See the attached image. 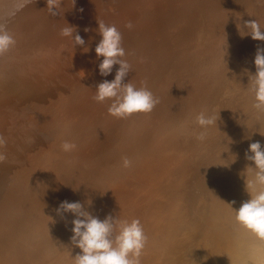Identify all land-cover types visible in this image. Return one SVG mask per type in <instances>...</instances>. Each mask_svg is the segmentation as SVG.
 <instances>
[{"label": "rangeland", "instance_id": "rangeland-1", "mask_svg": "<svg viewBox=\"0 0 264 264\" xmlns=\"http://www.w3.org/2000/svg\"><path fill=\"white\" fill-rule=\"evenodd\" d=\"M57 12L49 11L47 0H0V27L15 39L0 55L2 173L49 205L51 213L69 200L100 219L108 214L138 219L147 237L139 264H226L221 240L235 216L227 203L235 201L232 206L239 208L245 201L243 171L250 163L245 153L252 142L264 146V112L253 107L248 85L264 41L241 38L237 27L253 19L264 25V3L57 0ZM97 20L122 34V59L132 66L125 83H146L162 97L150 113L118 119L108 113L110 101L93 99L96 85L113 80L119 67L107 77L99 73ZM67 24L84 46L61 35ZM205 53L202 60L212 64L201 67L197 59ZM202 111L219 121L200 141L195 117ZM65 140L76 148L64 152ZM124 156L132 161L127 169ZM41 179L55 184L54 196L37 190ZM11 198L0 200V211L11 210ZM65 218L54 240L61 263L75 264L67 257L80 250L56 242L72 226L73 215ZM14 225L21 241L10 253L0 241V264L41 260L42 252H21L34 228L20 220ZM3 226L0 219V240L7 237Z\"/></svg>", "mask_w": 264, "mask_h": 264}, {"label": "clouds", "instance_id": "clouds-1", "mask_svg": "<svg viewBox=\"0 0 264 264\" xmlns=\"http://www.w3.org/2000/svg\"><path fill=\"white\" fill-rule=\"evenodd\" d=\"M261 2L264 3V0ZM47 7L53 15H58L57 0H47ZM97 23V31L101 39L95 47V54L98 60L103 58L98 64L99 73L107 77L112 73L114 66L119 67L113 80L105 79L96 85L93 99L98 103L110 101L108 113L118 119L150 113L159 100L147 88L146 83L142 87H137L130 80L125 83L132 66L127 60L122 59L126 53L122 46L121 32L113 24L98 20ZM127 27L131 29L132 25L128 24ZM237 28L241 38L250 37L254 41H264V25L256 19L245 21L243 26L239 24ZM85 31L87 32L88 29ZM61 35L71 37L76 47L85 45V40L77 33L74 26L67 24L61 29ZM14 44V37L0 27V55L8 52ZM254 65L255 73L248 74V85L254 93L253 107L258 112H264V49H257ZM218 121L213 113L200 112L195 117V124L200 129L196 139L205 140L208 129L218 126ZM75 148L76 144L70 140H65L61 144L64 152H71ZM235 157L237 159L236 155ZM245 159L250 162L243 171L244 190L249 199L243 201L239 208L232 206L235 201L227 204L235 213L238 224L259 237H264V146L260 141L249 144ZM131 165L132 161L127 156L122 157L123 168L127 169ZM87 203L90 206L92 201L88 200ZM56 213L62 217L69 213L74 216L71 221L70 242L80 250L73 258L75 264H139V256L147 237L138 219L129 222L120 220L118 215L112 214L100 219L86 210L79 201L69 200L61 201Z\"/></svg>", "mask_w": 264, "mask_h": 264}, {"label": "bare ground", "instance_id": "bare-ground-1", "mask_svg": "<svg viewBox=\"0 0 264 264\" xmlns=\"http://www.w3.org/2000/svg\"><path fill=\"white\" fill-rule=\"evenodd\" d=\"M195 50H198V48ZM192 52L194 54H198L194 50ZM206 54L207 53L201 54L199 59H197L198 65L201 67H208L212 64L211 61L202 60ZM200 84L201 82L198 83V85ZM161 99L162 97L158 98L159 103L157 105H161ZM35 185L41 194H45L47 196L55 195V184L51 181L41 179L36 181ZM0 187L4 188H0V200L6 197H12L8 200L9 204L12 205L11 210L0 211V219L4 220L3 227L6 229L3 233L7 235V237L1 239L0 241L3 242L6 250L10 253L13 246L17 242L21 241L18 229L14 225L18 222V220H20L27 222L29 226L34 228L35 231L31 234L29 244H36L35 247H29V244L23 245L21 252L26 251L24 254H27L30 250L33 252L36 250V253H44L41 260L34 258H20L12 260L13 263L62 264L59 258V250L55 244L54 236L65 225V216L62 217L57 215V213H51L49 211L51 209L49 205L43 203L40 199L31 196L28 192L21 188L18 183L13 181L11 177L3 174L1 171V164ZM247 199H249L248 195L245 200ZM229 221L230 227L227 229L221 240L227 252L223 257V262L226 264H264V237H259L247 229L240 232L242 225L236 222L235 216H231ZM71 227L72 226L66 227L64 232L56 239V242H58L60 247H63L70 242V237L72 235ZM36 232L39 236L36 240H34L32 235ZM1 242L0 247H4ZM74 257L75 254L70 253L67 259L73 263Z\"/></svg>", "mask_w": 264, "mask_h": 264}]
</instances>
